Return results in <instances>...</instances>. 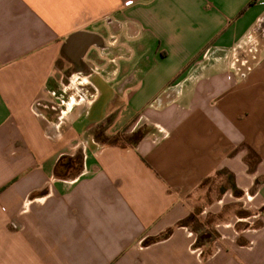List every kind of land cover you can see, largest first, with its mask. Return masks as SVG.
Returning <instances> with one entry per match:
<instances>
[{"label": "crops", "instance_id": "0c3cea01", "mask_svg": "<svg viewBox=\"0 0 264 264\" xmlns=\"http://www.w3.org/2000/svg\"><path fill=\"white\" fill-rule=\"evenodd\" d=\"M222 169L264 206V0H0V264H264L177 225Z\"/></svg>", "mask_w": 264, "mask_h": 264}, {"label": "rangeland", "instance_id": "374dc122", "mask_svg": "<svg viewBox=\"0 0 264 264\" xmlns=\"http://www.w3.org/2000/svg\"><path fill=\"white\" fill-rule=\"evenodd\" d=\"M234 184L235 178L222 169L206 180L204 187L207 191L204 195L191 196L196 206L191 212L193 216L190 220V229L195 232L196 238L207 234L208 237L205 238L207 247L203 249L205 253L210 252L213 241L218 240L226 232L235 233L262 224L264 206L255 197L258 184H254L248 190L235 188ZM215 203L219 205L211 207ZM221 205L224 207L223 210Z\"/></svg>", "mask_w": 264, "mask_h": 264}, {"label": "trees", "instance_id": "16d2710c", "mask_svg": "<svg viewBox=\"0 0 264 264\" xmlns=\"http://www.w3.org/2000/svg\"><path fill=\"white\" fill-rule=\"evenodd\" d=\"M63 163V160L61 159L60 162H59V165H58V172H59V166ZM234 187H236V185L234 184ZM241 192V191H240ZM243 193V192H241ZM192 214V213H191ZM189 215L186 219H183V220H180L177 225L178 226H186V227H190V220H191V217L193 215ZM173 227H170L168 228L166 231L162 232L160 235L156 236V237H149L147 238L145 241H144V244L147 245V244H150V243H153V242H156L158 240H161V239H164V238H167L169 237L172 232H173ZM207 234H203V235H200V237H202V239L200 237L197 238V240L195 241V243L193 244V247L195 249H198L199 247H202L203 245H205L207 242L205 240ZM204 237V238H203ZM205 241V242H204Z\"/></svg>", "mask_w": 264, "mask_h": 264}, {"label": "water", "instance_id": "95a60500", "mask_svg": "<svg viewBox=\"0 0 264 264\" xmlns=\"http://www.w3.org/2000/svg\"><path fill=\"white\" fill-rule=\"evenodd\" d=\"M78 33L73 34L72 36H70V38L67 40V44H71L78 36Z\"/></svg>", "mask_w": 264, "mask_h": 264}]
</instances>
